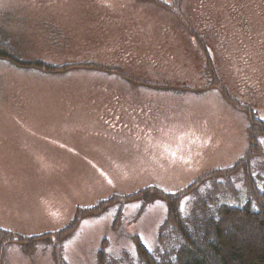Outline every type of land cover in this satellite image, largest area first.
Returning <instances> with one entry per match:
<instances>
[{
	"label": "rangeland",
	"instance_id": "1",
	"mask_svg": "<svg viewBox=\"0 0 264 264\" xmlns=\"http://www.w3.org/2000/svg\"><path fill=\"white\" fill-rule=\"evenodd\" d=\"M184 8L205 35L220 80L264 119V0H185ZM0 33L27 62L118 64L137 80L180 87L150 88L84 69L43 73L0 60L1 228L24 236L55 232L78 207L150 185L176 192L246 152L245 112L206 88L202 49L175 15L154 4L0 0ZM252 167L264 186V153ZM236 187L238 195L226 200L241 205L248 193L243 180ZM139 207L127 205L117 229L116 209L83 219L65 243L68 263L97 264L107 241L118 264H138L133 237L155 250L166 216L157 200L134 220ZM4 264L53 260L42 244L28 255L12 243Z\"/></svg>",
	"mask_w": 264,
	"mask_h": 264
},
{
	"label": "trees",
	"instance_id": "2",
	"mask_svg": "<svg viewBox=\"0 0 264 264\" xmlns=\"http://www.w3.org/2000/svg\"><path fill=\"white\" fill-rule=\"evenodd\" d=\"M136 1L154 4L175 15L190 38L200 46L205 56L206 88L217 89L227 103L245 112L247 116L245 154L232 166L203 172L187 187L176 192H167L156 185H150L137 192L115 194L93 207H78L74 218L55 232L24 236L0 227V264H4L6 247L12 243L18 244L28 255H33L42 244L50 248L53 264H69L64 254L65 243L83 219L100 217L116 209L113 227L117 229L123 221L127 205L140 203L134 218L136 220L157 200L164 201L166 206V216L158 230L157 247L149 250L139 236H134L138 264H264V186H260L252 167L253 159L264 153V119L258 116L251 105L242 103L232 95L220 80L205 35L198 31L185 13V0ZM0 60L21 67H34L43 73L62 74L84 69L118 75L129 82L150 88L180 89L177 85L172 86L174 84L159 85L156 82L137 80L118 64L96 61L53 64L43 59L27 62L19 57L8 36L3 33H0ZM239 180H243L248 199L241 205L229 204L226 196L238 195L236 182ZM186 198L190 199L189 213H184L182 209ZM97 264H118L107 250V241L103 242L97 253Z\"/></svg>",
	"mask_w": 264,
	"mask_h": 264
}]
</instances>
